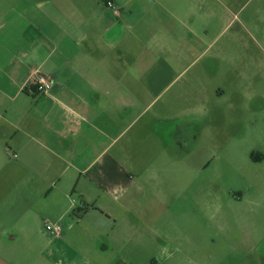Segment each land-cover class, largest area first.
Segmentation results:
<instances>
[{
  "label": "crops",
  "instance_id": "1",
  "mask_svg": "<svg viewBox=\"0 0 264 264\" xmlns=\"http://www.w3.org/2000/svg\"><path fill=\"white\" fill-rule=\"evenodd\" d=\"M130 4L0 0V264L17 246L36 249L29 264H149L128 250L177 234L158 227L178 196L172 182L159 188L161 164L113 148L126 118L114 116L116 89L126 104L132 69L121 44ZM36 71L51 81L45 94Z\"/></svg>",
  "mask_w": 264,
  "mask_h": 264
},
{
  "label": "rangeland",
  "instance_id": "2",
  "mask_svg": "<svg viewBox=\"0 0 264 264\" xmlns=\"http://www.w3.org/2000/svg\"><path fill=\"white\" fill-rule=\"evenodd\" d=\"M131 9L121 43L131 77L114 114L126 118L113 148L132 164H161L159 188L172 182L178 196L158 227L178 232L128 251L149 264H264V0H131ZM33 250L10 249L13 264H29Z\"/></svg>",
  "mask_w": 264,
  "mask_h": 264
},
{
  "label": "built area",
  "instance_id": "3",
  "mask_svg": "<svg viewBox=\"0 0 264 264\" xmlns=\"http://www.w3.org/2000/svg\"><path fill=\"white\" fill-rule=\"evenodd\" d=\"M106 5L108 7L113 8V3L111 1H107ZM116 14H119L118 9H115ZM35 84L37 85V91L40 94H45L47 92V90L49 89L50 85H51V81L49 78L43 76L42 74H40L39 72H35ZM47 223V222H45ZM45 228L47 231H49L51 234H53L54 236H58L61 232H62V226L60 224H46Z\"/></svg>",
  "mask_w": 264,
  "mask_h": 264
},
{
  "label": "trees",
  "instance_id": "4",
  "mask_svg": "<svg viewBox=\"0 0 264 264\" xmlns=\"http://www.w3.org/2000/svg\"><path fill=\"white\" fill-rule=\"evenodd\" d=\"M82 211H83V210H79L78 213H77V215L81 214Z\"/></svg>",
  "mask_w": 264,
  "mask_h": 264
}]
</instances>
